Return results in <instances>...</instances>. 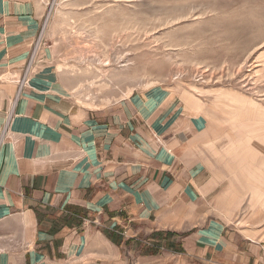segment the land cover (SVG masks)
<instances>
[{
    "label": "crops",
    "instance_id": "1",
    "mask_svg": "<svg viewBox=\"0 0 264 264\" xmlns=\"http://www.w3.org/2000/svg\"><path fill=\"white\" fill-rule=\"evenodd\" d=\"M43 14L0 0V264H264V106L190 87L84 105L47 43L23 78Z\"/></svg>",
    "mask_w": 264,
    "mask_h": 264
},
{
    "label": "rangeland",
    "instance_id": "2",
    "mask_svg": "<svg viewBox=\"0 0 264 264\" xmlns=\"http://www.w3.org/2000/svg\"><path fill=\"white\" fill-rule=\"evenodd\" d=\"M39 1L30 58L49 44L84 105L190 87L246 93L264 106V0Z\"/></svg>",
    "mask_w": 264,
    "mask_h": 264
},
{
    "label": "built area",
    "instance_id": "3",
    "mask_svg": "<svg viewBox=\"0 0 264 264\" xmlns=\"http://www.w3.org/2000/svg\"><path fill=\"white\" fill-rule=\"evenodd\" d=\"M30 64H31V58H30V60H29V62H28V64H27V66H26V68H25V71H24V74H23V78H25V76H26L27 73L29 72V70H30Z\"/></svg>",
    "mask_w": 264,
    "mask_h": 264
}]
</instances>
